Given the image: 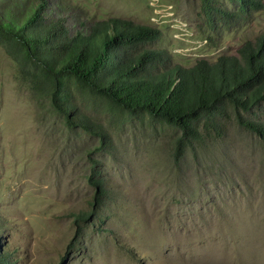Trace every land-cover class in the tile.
Segmentation results:
<instances>
[{"label":"rangeland","instance_id":"rangeland-1","mask_svg":"<svg viewBox=\"0 0 264 264\" xmlns=\"http://www.w3.org/2000/svg\"><path fill=\"white\" fill-rule=\"evenodd\" d=\"M50 1L48 14L63 16L71 32L113 17L157 26L150 45L184 65L237 54L264 29V6L241 11L232 0H221L234 12L229 22L212 24L201 0ZM72 90L108 128L103 141L34 100L0 44V229L11 264H264L260 135L228 109L176 161L180 131L147 114H107ZM244 113L264 119V101ZM98 173L109 194L84 220L76 214L90 209Z\"/></svg>","mask_w":264,"mask_h":264},{"label":"trees","instance_id":"trees-1","mask_svg":"<svg viewBox=\"0 0 264 264\" xmlns=\"http://www.w3.org/2000/svg\"><path fill=\"white\" fill-rule=\"evenodd\" d=\"M232 1L241 11L264 6L263 0ZM49 3L0 1V44L17 62L34 100L47 101L69 128L97 132L102 141L110 134L76 104L75 89L107 114H147L180 131L172 150L176 161L188 143L217 128L228 109L238 124L264 139V119L244 113L264 101V29L246 39L237 54L223 52L184 65L174 62L169 50L150 45L161 37L157 26L113 17L71 32L63 16L48 14ZM201 8L210 24L216 17L229 22L234 13L221 0H201ZM91 179L95 189L90 209L76 214L84 220L109 194L103 173ZM11 259L0 229V264H11Z\"/></svg>","mask_w":264,"mask_h":264}]
</instances>
